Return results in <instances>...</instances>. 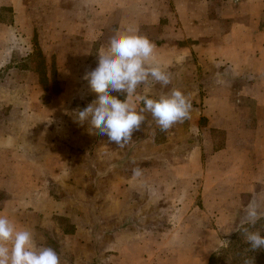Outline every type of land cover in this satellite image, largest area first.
Wrapping results in <instances>:
<instances>
[{
    "label": "crops",
    "instance_id": "0c3cea01",
    "mask_svg": "<svg viewBox=\"0 0 264 264\" xmlns=\"http://www.w3.org/2000/svg\"><path fill=\"white\" fill-rule=\"evenodd\" d=\"M26 14L29 24L23 26ZM128 26L156 46L157 60L172 76L167 87L155 85L150 98L184 90L192 117L184 132L208 129L201 145L174 161L147 154L143 159L159 165L140 167V177L123 168V147L96 134L87 122L75 121V113L97 96L83 79L85 73L97 67L98 52L111 37ZM14 27L24 31L25 45L28 39L31 47L29 70L24 68L29 87L16 82L0 89L11 97L0 106L10 114L0 122V215L17 230H30L37 247L53 248L60 264H77L76 257L66 262L63 256L68 250L84 251L74 243L82 245L85 238L89 245L104 238L111 249L118 241V252L103 264H127L121 239L140 228V221L126 225L131 218L124 217V209L138 204L130 199L135 193L144 198L140 206L152 209L150 216H156L159 205L164 207L158 211L176 205L177 186L197 181L202 204L211 197L216 205L228 206L242 193L258 209L264 207V0H28L27 5L0 0V70L13 62L17 50L1 32ZM49 62L57 64L55 72L48 71ZM63 63L73 71L64 70ZM52 79L61 81L63 89L45 99ZM143 91L141 85L137 92ZM169 139L177 143V133L171 131ZM162 197L167 201H159ZM118 219L119 227L110 225ZM68 238L74 243L67 244Z\"/></svg>",
    "mask_w": 264,
    "mask_h": 264
},
{
    "label": "rangeland",
    "instance_id": "374dc122",
    "mask_svg": "<svg viewBox=\"0 0 264 264\" xmlns=\"http://www.w3.org/2000/svg\"><path fill=\"white\" fill-rule=\"evenodd\" d=\"M15 1L19 5L23 3L27 5L28 2V0ZM36 17L33 16L34 19ZM7 18L9 19L8 13L5 14V19ZM116 19L117 14L115 13L112 22L117 21ZM26 23L29 24V14H26L22 18L21 24L25 26ZM4 29L1 35L11 37V44L17 46V50H14L12 53L13 62L3 65L0 70V89L2 87L10 89V87L15 86L16 82H21V84H26L24 88L27 90L29 87V72L24 71V68L28 66L29 70V51L31 47L28 44V39L27 45H25L24 39L26 35L22 29L18 30L15 27L10 30L8 28ZM44 39L47 40L48 38ZM54 57L55 55L52 56V59ZM34 58H36L35 55ZM46 66L49 67L48 71L51 73L57 69V64L55 63L49 62ZM61 67H64V70L73 71L69 67L65 68L66 65L64 63ZM36 81L38 83V79ZM46 86L49 96H45V99H52L51 97H56L55 92L62 91L64 85L61 81L52 79ZM194 96L197 98V94ZM116 97L118 99L121 98L120 95ZM96 98L97 96L92 97L91 100L94 101ZM10 101L11 97L0 94V106ZM74 106L78 109L80 107L78 103H74ZM195 107H197V104ZM9 115V108L0 109V122L6 121ZM19 118L20 116L18 114L14 115V119L18 120ZM189 119H192L191 115ZM189 119L175 124L167 132H161L151 115L146 114V121L142 123L141 129L133 132L132 142H129L123 147L126 152L125 159L122 163L123 168L125 170L127 169L128 173H131L135 167L159 165V163H154V159L148 160L146 158L143 159V157H146L149 153H158L167 159H172V157H177L185 151H188L191 146L195 148L201 145L204 138L202 136L205 133L207 134L208 129L201 130L200 127L198 129L194 128L192 132L186 134L184 129ZM2 127L8 130L7 128L9 126ZM171 131L177 133V143L175 141L170 142L169 136ZM26 136L29 138V135ZM186 136H188L187 139ZM167 139V144L159 146V144L164 143ZM101 142H106L105 138H101ZM107 145L109 146L108 143ZM260 187L264 188V184H260ZM135 194L136 196L133 194L130 199L136 200L138 204L132 202V205L125 207L124 210L127 215H124V217L130 216L129 218H131L125 224L128 225L129 222L133 224V221L139 220L141 229L134 225L136 231L131 230L130 234L124 235V238L121 239L124 241L123 253L127 256V264H190L192 261L193 264H206L207 259L212 253L227 247L224 243L225 240L230 241L239 229L240 220H244L245 217L246 208H241L240 204L245 205L250 201L248 194L241 193L236 195L228 206L216 205L211 197L210 200L206 199L205 204H202L201 184L199 185V181H197L192 185H188L186 188L185 186H177V196L173 197L174 205H176L172 206L169 211H158V209H163L164 207V204L159 205V208L155 210L156 216H150L149 212L152 209L146 207V203L140 206L144 198L139 193ZM159 201H167V199L165 200L162 197ZM263 208L258 209L262 217L264 216ZM136 210L139 212L138 214H136ZM143 215H147V218L145 216L142 220L141 216ZM121 220L118 219V221L110 225L119 227L118 225H120ZM65 225L66 222L63 223V226ZM66 230L69 231L68 228ZM83 240L84 244L82 245L77 242L74 243L72 238L66 240L67 244L72 242L84 249V251L78 249L76 251H66L63 256L66 262L69 260L74 261L73 258L76 257L77 264H97V261L103 264L106 263L105 258L109 259L110 255L113 256L119 250L118 241L115 242L111 249L109 243H105L106 239L104 238L100 241H95L94 245H89L86 238ZM51 242L53 247L56 248L55 242ZM86 242L87 245H85ZM86 256H89V259H86ZM116 262L113 261V264H116Z\"/></svg>",
    "mask_w": 264,
    "mask_h": 264
},
{
    "label": "clouds",
    "instance_id": "9594fccd",
    "mask_svg": "<svg viewBox=\"0 0 264 264\" xmlns=\"http://www.w3.org/2000/svg\"><path fill=\"white\" fill-rule=\"evenodd\" d=\"M137 33V28L128 26L98 52L97 67L83 77L97 99L75 113V121L81 126L87 122L96 134L106 135L120 148L132 142V134L141 129L146 114L151 115L161 132L190 118L191 103L181 90L173 88L158 98H150V90L155 85L167 87L172 76L157 60L156 46ZM141 85L144 91L138 93ZM110 92L126 94V98L121 101ZM132 174L140 177L142 169L135 167ZM261 218L258 204L255 200L249 202L240 225L245 242L250 243L249 251L264 249V236L248 227L255 226ZM224 243L230 244L228 240ZM0 264H60V257L51 247H37L30 230H17L8 217L0 215Z\"/></svg>",
    "mask_w": 264,
    "mask_h": 264
},
{
    "label": "trees",
    "instance_id": "16d2710c",
    "mask_svg": "<svg viewBox=\"0 0 264 264\" xmlns=\"http://www.w3.org/2000/svg\"><path fill=\"white\" fill-rule=\"evenodd\" d=\"M36 69L40 71L39 68ZM248 227L250 231L259 232L261 236H264V216L257 221L255 226ZM238 228L230 239V244L226 248L212 253L207 264H245V261H253V264H264V249L249 251L250 243L245 242L240 226Z\"/></svg>",
    "mask_w": 264,
    "mask_h": 264
},
{
    "label": "built area",
    "instance_id": "2783aa9c",
    "mask_svg": "<svg viewBox=\"0 0 264 264\" xmlns=\"http://www.w3.org/2000/svg\"><path fill=\"white\" fill-rule=\"evenodd\" d=\"M238 0H233V2H237Z\"/></svg>",
    "mask_w": 264,
    "mask_h": 264
}]
</instances>
